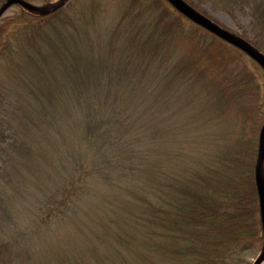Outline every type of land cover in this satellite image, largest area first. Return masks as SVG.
Here are the masks:
<instances>
[{
	"label": "rangeland",
	"instance_id": "374dc122",
	"mask_svg": "<svg viewBox=\"0 0 264 264\" xmlns=\"http://www.w3.org/2000/svg\"><path fill=\"white\" fill-rule=\"evenodd\" d=\"M25 1L55 9L11 3L0 13L1 264H264L256 180L264 66L167 0ZM189 1L264 57V0ZM40 16L38 40L24 24ZM43 55L54 66L31 77L46 80L40 93L64 100L33 114L19 71ZM79 77L90 79L80 83L88 101L74 98ZM76 115L95 126L72 139ZM120 153L147 168L151 190L161 183L163 204L151 193L147 204L132 201L129 190L115 208L101 207L111 194L102 176L70 173L58 161L106 163L131 189L135 168L121 162L120 174ZM51 190L64 198L51 206H68L48 217L40 210L48 213ZM202 195L216 198L205 207Z\"/></svg>",
	"mask_w": 264,
	"mask_h": 264
},
{
	"label": "trees",
	"instance_id": "16d2710c",
	"mask_svg": "<svg viewBox=\"0 0 264 264\" xmlns=\"http://www.w3.org/2000/svg\"><path fill=\"white\" fill-rule=\"evenodd\" d=\"M185 1L188 2L190 5L196 7L193 3H191V1H189V0H185ZM55 13H57V12H55ZM37 18L39 19V20L37 19V21H36L38 23V25L32 26V25L28 24V22H27L26 24H24V27L25 28H26V26L29 27L30 31L27 30L29 36L32 35L34 38H37L39 40L40 38L32 30L34 28H38L37 26H39V25L41 26L42 25L41 23L43 22L44 17L40 16V17H37ZM161 21H162V19H161ZM155 30H157V28ZM71 36L75 37V38H81L79 35L74 36L72 33H71ZM57 37H59V34H57L56 40H57ZM47 41H49V40H47ZM55 46H57L55 43H53V46L49 45V43L46 45V47L51 48L53 50V52L57 51L55 49ZM260 49L264 51V47H261ZM45 52H46V50H43V51H41L39 53H45ZM57 52H59V51H57ZM46 56L47 55L41 56V58L38 60L39 63L36 62L35 65H29V64L26 65V71L24 69L19 71L21 75L23 74L25 77L28 76V78H29L27 80L28 87H27V90L24 91V95H27V96L33 98V99L27 98L26 99L27 102H29L31 104H36V108L35 109H37V111H33L34 112V113L32 112L33 114H39L41 112H45L46 113L47 111H49L48 110V106L59 107L60 104H63L62 101L64 100V98L60 99V98H62V95L59 92L58 93L57 92H55V93L50 92L49 94L46 93V92L40 93L42 91L38 90L37 85H43L44 86V83H45L46 80H44L43 78L33 79L31 77V75L33 76L37 72H40L41 74H44L45 71L47 70V68H49V71H50L51 67L54 66L53 63H52V60L50 61L49 57H46ZM76 61H77V59L74 62H72V63H74V65H75ZM90 64H91V66L96 67L92 62ZM88 69L90 70V69H92V67H88ZM88 80H90V79L89 78H85L84 79L82 77H79L78 84L75 87V91L73 92L74 93V98L76 100L79 99L80 102H81V100H87V101L89 100L87 98H84V96H80V93L84 92V93L87 94L88 97H90L89 94L82 88V85L80 84V83L86 84L88 82ZM75 92L77 93L78 96L75 94ZM73 104L74 105L71 106V107H75L76 106V103H73ZM65 108L67 109V112H68L69 115L74 116V114H75L74 110H72L70 108H67V105H66L65 107H63V110H65V112H66ZM77 110H78V108H77ZM32 113H31V115H33ZM75 117L80 118L78 115H76ZM80 119H82V122L76 123L75 126L73 124V127L74 128L76 127V128L73 131L72 139L79 138L82 134H85V128L91 129L90 128L91 126H95V123H93V122H90V121L85 122L87 119H84V118H80ZM103 144L108 146V143H106V142L103 143ZM105 150H108V147H106ZM120 154H121V159L115 161L116 163H118L117 167L120 166L119 164H121V162H122V163L128 165V167L131 165L132 167L135 168V171H133V173H132L133 174L132 175L133 176V180H132L133 182L131 183V185H133V187H131V189H128L127 186L126 187H122L120 185L121 182H120V180L118 178L119 176L116 175V177H115L114 174L110 172V168H108V167H106L104 169L101 168L106 163H104L102 165L99 164V163H93L92 165H90L91 167L80 166L81 169H79L78 164H73V161H72V164L71 163L65 164L64 162H62L63 160L61 161L62 158L61 159L58 158V161L70 173L79 174V176H81V175H85L86 173H91L92 172V174L96 173V174H100L102 176L103 181L106 182V184L109 185V187H110L109 190H110L111 194L109 195L108 192H107L106 195H104L105 199L102 200L101 204H103V205H101V207L107 206V204H110L109 205V210L112 209V208H115L117 205H119L121 202L124 201V199H123L124 193L126 191L129 192V190L134 195V196L130 197V200H132V201L147 204L148 203L147 200L149 198V194L151 193L155 197L159 198V202H162V203H159V204H163V201H164L163 197L164 196L161 194L162 191L160 190L161 189L160 188L161 187V183H160V185H159V187L157 189L151 190L153 187L150 189V186H151L150 183L148 181L145 182V177H144L145 175H144V173L142 171V169L146 171L147 168L145 169V168L141 167L139 161L134 156L125 155V154H122V153H120ZM75 166H77L78 169H77L76 172H73V170L75 169ZM125 171H126L125 169L119 168L118 172L120 174H123V173H125ZM140 176L141 177L143 176V179H144V181H143L144 184L141 185V186H139V185L134 183L136 178H138ZM65 180H66L65 181L66 184L69 185L68 191L75 192V189L77 187L76 186L73 187L72 186L73 183L70 184L69 181L66 178H65ZM116 182H117V185L115 186L114 184ZM186 182H188V180ZM181 187L183 188L184 186L182 185ZM85 188H88L87 185L85 186ZM46 194H47V192H46ZM49 196H50V203H49L50 206L48 205V207H47L48 213H46L45 209H44V211H43V209L40 210V211L44 212L48 217L54 215L53 211L61 208L62 205L64 207L68 206V205H65L66 203H63L62 205L51 206L56 201L64 199L63 196H62V192H60L59 190H51V191H49ZM233 197H235V196H233ZM202 198H204V200H202L199 204L207 207L206 203H204V202L212 200V199H215L216 196L213 195V196H210V197H206V196L202 195ZM223 198L227 202V196L223 195ZM235 198L238 199V197H235ZM230 200L233 201L232 199H229V202H230ZM61 201H63V200H61ZM67 202H69V201H67ZM120 206H123V205H120ZM160 206L161 205H157V207H160ZM118 211H120V209ZM112 215H115V214H112ZM49 220L50 219H46L45 223H47ZM1 263H2V260L0 259V264ZM4 263H5V261H4Z\"/></svg>",
	"mask_w": 264,
	"mask_h": 264
},
{
	"label": "water",
	"instance_id": "95a60500",
	"mask_svg": "<svg viewBox=\"0 0 264 264\" xmlns=\"http://www.w3.org/2000/svg\"><path fill=\"white\" fill-rule=\"evenodd\" d=\"M65 0H62L64 2ZM171 5H173L177 10H179L181 13H183L185 16H187L189 19L194 21L195 23L205 27L206 29L210 30L211 32L217 34L218 36L231 41L233 44H236L239 48L243 49L247 53H249L253 58L258 60L263 66H264V57H262L260 54H258L252 47H250L248 44L244 43L243 41H240L235 36L231 35L227 31H225L222 27L215 24L212 20L205 17L201 13H199L197 10H195L191 5H189L184 0H167ZM11 3L20 4L26 7H29L31 9H34L39 12H50L55 9V7L51 6H35L31 3H28L25 0H6L4 5L0 8V13L7 8ZM62 4V3H61ZM60 6V5H59ZM261 138H260V146L258 150V157H257V163H256V180H257V186H258V192L261 199L262 204V212L264 217V185L260 179V170L261 165L264 160V125L262 127V130L260 132Z\"/></svg>",
	"mask_w": 264,
	"mask_h": 264
},
{
	"label": "bare ground",
	"instance_id": "6f19581e",
	"mask_svg": "<svg viewBox=\"0 0 264 264\" xmlns=\"http://www.w3.org/2000/svg\"><path fill=\"white\" fill-rule=\"evenodd\" d=\"M234 46H236V44H234ZM262 165H263V163H262ZM262 165H261V170H262V179H263V183H264V165L263 166Z\"/></svg>",
	"mask_w": 264,
	"mask_h": 264
}]
</instances>
